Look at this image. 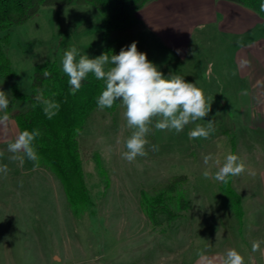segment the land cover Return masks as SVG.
I'll use <instances>...</instances> for the list:
<instances>
[{
    "label": "rangeland",
    "instance_id": "obj_1",
    "mask_svg": "<svg viewBox=\"0 0 264 264\" xmlns=\"http://www.w3.org/2000/svg\"><path fill=\"white\" fill-rule=\"evenodd\" d=\"M131 20L123 32L109 36L110 56L136 41L138 51L145 52L165 76L174 74L187 80L188 72L197 71V78H204L200 72L211 70L203 56L213 59L221 55L230 67L231 50L221 51L202 36L195 39L198 50H190L189 60L173 63L170 54L149 35L138 36L129 30ZM4 33L8 34L5 53L21 92L28 91L37 64L55 61L62 69L63 54L73 45L90 58L105 54L100 26L88 5L42 7L27 22ZM190 57L196 61L195 67H191ZM8 86L7 80L0 79V90L7 92ZM212 95L217 100L209 101L208 116L196 122L206 127L212 121L207 139H189L194 123L179 133L150 125L147 155L137 156L131 163L122 158L132 133L123 116L125 109L118 101L111 114L95 110L80 133L84 178L93 202L82 215L72 214L60 183L47 169L34 166L27 157L21 166L9 159L12 153L8 151L0 155V165L6 164L9 170L6 176L0 173V264H199L195 260L215 257L226 247L250 256L245 233L252 225L264 227V205L257 198L242 196L234 210L221 191L222 182L214 176L225 157L235 154L245 165V171L233 177L240 187L235 190L259 197L264 133L244 132L234 105L219 101L226 93ZM94 153L104 176L95 167ZM208 154L220 163L205 165L203 157ZM173 176L186 179L183 188L189 208L178 218L153 226L142 210L140 194L151 196L153 189Z\"/></svg>",
    "mask_w": 264,
    "mask_h": 264
},
{
    "label": "trees",
    "instance_id": "obj_2",
    "mask_svg": "<svg viewBox=\"0 0 264 264\" xmlns=\"http://www.w3.org/2000/svg\"><path fill=\"white\" fill-rule=\"evenodd\" d=\"M152 0H0V79L7 80L9 106L4 111L16 123L19 133L39 129L40 136L33 147L39 157L37 167L47 169L60 183L74 216L82 215L93 206L87 188L80 154V133L91 114L99 109L97 97L105 87L103 81L91 74L82 82L75 95L70 94L68 77L55 61H45L34 67L28 91L21 92L16 85V74L6 55L10 28L24 24L34 17L42 7L80 4L88 5L94 12L101 29L103 53L113 51L109 36L121 30L131 17ZM245 7L264 19L260 10L264 0H226ZM50 75H44V71ZM43 91L44 98L59 104L57 114L49 119L44 114L45 105L36 99L37 92ZM112 108L103 109L113 113ZM12 107V108H11ZM14 109V110H13ZM55 111V109H54ZM93 162L100 175H106L97 153ZM185 178L171 177L165 184L153 189L151 196L141 192V207L153 226L172 221L189 208L183 185ZM227 183H221V191L236 210L239 196ZM170 199H173L170 201ZM238 213V212H237Z\"/></svg>",
    "mask_w": 264,
    "mask_h": 264
},
{
    "label": "crops",
    "instance_id": "obj_3",
    "mask_svg": "<svg viewBox=\"0 0 264 264\" xmlns=\"http://www.w3.org/2000/svg\"><path fill=\"white\" fill-rule=\"evenodd\" d=\"M131 18L129 30L138 36L149 35L160 49L170 54L173 63L189 60L190 50H198L195 47L198 36L207 37V43L220 46L221 51L231 50L229 69L221 55L213 59L203 56L211 71L200 72L204 76L202 79L197 78V71H190L185 81L195 83L204 93H210L206 96L208 101L217 100L212 93H226L219 101L234 105L239 125L244 132L264 133L263 18L226 0H152ZM121 30L123 32L124 29ZM198 53L202 55L199 51ZM192 59L190 57L191 67H195L197 63ZM213 61L218 62L214 70ZM5 115L8 117L6 121L3 120ZM18 131L15 121L4 111L0 112V153H6L8 143L15 139ZM261 173L263 179L258 176L261 186L259 197L246 193V190L239 193L235 187H240L231 177V187L240 200L242 196L250 200L257 198L258 203L264 205V168ZM245 235L244 242L251 247V252L250 256L247 254L243 257L244 264H264V227L252 225ZM253 242H259L260 245L256 252L252 251ZM228 249L226 247L222 253L213 255L215 257L209 256L208 259L195 261L199 264H222L221 258Z\"/></svg>",
    "mask_w": 264,
    "mask_h": 264
},
{
    "label": "clouds",
    "instance_id": "obj_4",
    "mask_svg": "<svg viewBox=\"0 0 264 264\" xmlns=\"http://www.w3.org/2000/svg\"><path fill=\"white\" fill-rule=\"evenodd\" d=\"M260 10L264 12V3H261ZM61 63L62 71L68 77L70 94L75 95L81 88L82 82L91 74L96 80L105 84L97 97V107L100 110L112 108L119 101L125 109L123 116L132 133L125 141L126 151L122 153V158L129 163L137 156L147 155L145 146L149 143L146 137L151 132L150 125H154L158 130H175L179 133L186 125L194 123L196 127L189 132V139H207L213 130L212 121L207 122L206 127L196 123L204 120L211 108L202 89L195 83L186 82L182 76L174 74L165 76L153 62L148 60L145 52L138 51L136 41L121 48L118 54L109 56L105 53L96 58H90L87 54L81 55L78 48L73 45L65 50ZM44 75L47 77L50 74L45 70ZM36 99L45 105L43 111L49 119L57 114L59 104L45 99L42 90L37 92ZM9 103L8 93L0 90V112L6 111ZM7 119L5 115L3 120ZM38 136H40L39 129L20 132L7 145V151L12 153L9 159L19 161L23 166L27 157L34 166H38L39 157L33 147V142ZM152 149L155 151L158 147L153 145ZM203 161L205 165L209 162L220 163L212 154L205 155ZM8 171L6 164L0 165V173L6 176ZM244 171L245 165L239 157L229 154L214 178L227 183L229 177L239 176ZM208 175L206 171L205 178ZM259 248V242L252 243L253 252L258 251ZM221 260L222 264H244L243 256L235 249H228Z\"/></svg>",
    "mask_w": 264,
    "mask_h": 264
}]
</instances>
